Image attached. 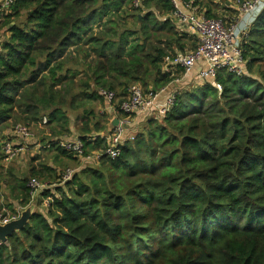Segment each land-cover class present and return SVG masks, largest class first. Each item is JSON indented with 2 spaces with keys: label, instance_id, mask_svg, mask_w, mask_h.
<instances>
[{
  "label": "trees",
  "instance_id": "16d2710c",
  "mask_svg": "<svg viewBox=\"0 0 264 264\" xmlns=\"http://www.w3.org/2000/svg\"><path fill=\"white\" fill-rule=\"evenodd\" d=\"M136 1L15 0L2 13L0 160L15 124L46 117L50 134L27 175L0 172V207H28L33 178L56 185L36 196L50 199L46 209L0 245V264H264V10L243 36L244 74L186 83L172 60L197 36L174 18L173 0ZM192 1L227 25L240 15ZM136 83L175 101L130 117L112 157L105 137L91 138L128 116L121 105ZM99 88L116 93L100 118ZM73 137L100 157L57 143ZM72 161L80 169L63 182Z\"/></svg>",
  "mask_w": 264,
  "mask_h": 264
},
{
  "label": "built area",
  "instance_id": "2783aa9c",
  "mask_svg": "<svg viewBox=\"0 0 264 264\" xmlns=\"http://www.w3.org/2000/svg\"><path fill=\"white\" fill-rule=\"evenodd\" d=\"M14 1L0 0V17L2 13L10 9ZM173 3L176 8L173 15L174 18L178 23L187 26V29L194 32L197 35L199 43L195 50L176 55L172 63L184 68L185 75L192 74L195 71L196 76L201 80L216 77L217 72L221 69H226L237 75L244 74L246 61L242 47L243 36L246 35L247 29L255 21L257 15L264 10V0H236L240 15L230 25H227L223 19L210 18L204 13L198 12L197 8L193 6L192 0H173ZM139 4L140 1L137 0L135 5L138 6ZM218 87L220 88L219 85ZM165 91H167V88L162 89L156 94H145L140 84H133L129 88L127 100L121 105V109L128 116L119 120V124L113 129L110 135L99 134L93 136L91 139H95L98 136L105 137L109 142L105 153L115 157L119 152L117 146L122 140L125 128L131 123L130 117L146 112L150 107H157L158 111L165 114L169 107L174 104L176 95L174 92H171L167 96L164 103L159 102L161 95ZM99 93L106 100L108 110L112 111L113 104L116 100V93L113 90L105 88H101ZM47 121L45 117L41 122L42 125H45ZM10 132L23 142L29 141L34 137L31 127L23 123L15 124ZM57 143L64 149L86 160L98 159L101 155L99 152L86 155L85 145L81 139L59 140ZM23 150V146H16L7 139L2 143V152L4 159L7 161L13 160ZM74 173L75 170L68 169L63 174L62 181L66 182L71 180ZM48 186L47 183L39 179H31L28 182L31 203ZM49 202L50 199L45 198V205H48ZM24 208L26 207H18L16 212L12 213L6 207H0V223L5 224L19 218ZM2 243L0 240V245Z\"/></svg>",
  "mask_w": 264,
  "mask_h": 264
},
{
  "label": "rangeland",
  "instance_id": "374dc122",
  "mask_svg": "<svg viewBox=\"0 0 264 264\" xmlns=\"http://www.w3.org/2000/svg\"><path fill=\"white\" fill-rule=\"evenodd\" d=\"M232 2L234 3L235 0H232ZM223 3H224V1H223ZM1 35H2V32H1L0 36ZM80 75H83V74H80ZM190 76H191V74L184 76L183 80L187 79L186 83H190V82L196 83V82L202 81L197 76H195V74H193V78L191 79L192 81H190L189 80ZM186 83H185V85H186ZM100 90H101V88L98 89L99 92H100ZM104 100L105 99L103 98V101L95 100V102H94V106H95L98 118L102 117V115L104 113H107L106 111L102 112L107 106L106 104H104ZM83 109L84 108H81L78 113H81V111ZM154 113H156V112H154ZM76 115H77V113L75 114V112H74L72 114V118L75 119ZM28 126L31 127V130L34 133V137L29 141L23 142L20 138H17L14 135L11 136L12 139L9 141L11 143L15 144L16 146H23L24 150L21 153H19L18 155H16L13 158V160L7 161L4 159V157H3V159L0 160V165H1L0 172L2 174L11 173L13 175L12 177H14V175H17L18 177H24L25 175H27V173L29 171V167L32 165L33 157L38 155L39 153L43 152L42 138L44 137V135L50 134L48 128L44 129V125L43 126H41V124L35 125L34 123L28 124ZM73 138H76V137H73ZM1 151H2V145H1ZM35 163L37 164L38 162H35ZM70 164L71 165L66 166L64 169L62 168L64 173L68 169H73V170H75V172H77L80 169V164L79 163L76 164V161H72ZM41 181H43L49 185L51 184L50 183L51 181L49 179L41 180ZM50 187L51 188L54 187V183L51 184ZM8 197H9V194H8L7 190L5 189V187L0 188V204H3V203L5 204L6 201L9 199ZM44 200H45V197H43V200H40V199L38 201L34 200L35 202L37 201L36 202V206H37L36 209L39 208V209L43 210L46 207ZM7 209L9 210V208H7Z\"/></svg>",
  "mask_w": 264,
  "mask_h": 264
},
{
  "label": "water",
  "instance_id": "95a60500",
  "mask_svg": "<svg viewBox=\"0 0 264 264\" xmlns=\"http://www.w3.org/2000/svg\"><path fill=\"white\" fill-rule=\"evenodd\" d=\"M118 124H119V120L117 119V117H113L109 127L111 130H113ZM36 202L34 201L28 207L22 209L19 218L14 219L5 224L0 223V240L3 243H6L8 241V238L12 233L21 230L23 227L27 225V223L30 221L33 212L37 208Z\"/></svg>",
  "mask_w": 264,
  "mask_h": 264
},
{
  "label": "crops",
  "instance_id": "0c3cea01",
  "mask_svg": "<svg viewBox=\"0 0 264 264\" xmlns=\"http://www.w3.org/2000/svg\"><path fill=\"white\" fill-rule=\"evenodd\" d=\"M223 1L225 2L226 0H213V2H215V5L213 6L212 5V8L214 9V10H217L216 8H217V4H224V5H226L227 6V8H229V7H232V8H234V9H237L238 7H237V4H236V0H235V2L233 3L232 2V0H229L230 1V3L229 2H227L226 1V3H223ZM185 31H187L188 33H192V34H195L194 32H192V31H190L189 29H187V30H185ZM196 35V34H195ZM197 36V35H196ZM193 74H195V76H196V73H195V71L191 74V76H190V78L191 77H193ZM165 102L166 101V99L164 100V98H161V102ZM163 102V103H164ZM41 124V126H43L42 125V123H40Z\"/></svg>",
  "mask_w": 264,
  "mask_h": 264
}]
</instances>
